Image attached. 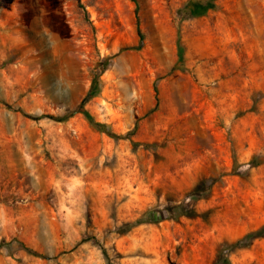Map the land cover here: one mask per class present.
<instances>
[{
  "label": "rangeland",
  "instance_id": "rangeland-1",
  "mask_svg": "<svg viewBox=\"0 0 264 264\" xmlns=\"http://www.w3.org/2000/svg\"><path fill=\"white\" fill-rule=\"evenodd\" d=\"M188 2L0 0V264H109L104 247L111 264H212L264 224V0L179 24ZM107 56L86 107L122 135L137 124L149 148L82 113L36 118L79 105ZM204 177L212 191L187 197ZM168 196L198 215L168 217ZM229 257L264 264V236Z\"/></svg>",
  "mask_w": 264,
  "mask_h": 264
},
{
  "label": "trees",
  "instance_id": "trees-1",
  "mask_svg": "<svg viewBox=\"0 0 264 264\" xmlns=\"http://www.w3.org/2000/svg\"><path fill=\"white\" fill-rule=\"evenodd\" d=\"M215 0H191V2L187 3V9H180V15L181 18L179 20V24L182 21V19L189 17V16H201L204 15L209 8L215 7ZM178 24V32L180 30V25ZM138 35H139V44L136 48H141L143 46L144 42V34L142 29L138 26ZM110 65V57H105L104 60L98 61L96 63V68L99 70L91 79V84L86 92V95L82 99L81 103L74 107L73 109H68L63 113L60 114H54V113H42L37 119H48L51 121H56V122H68L71 118H73L77 113H82L86 119L89 121V123L99 132L107 134L109 137L113 138L114 140H119L122 138H126L130 140L134 148H137L140 145H143L145 148H149L151 144L147 143H141L140 141H137L134 139L133 135L135 134L137 130V124L136 126L132 129L127 131L124 135L117 133L113 129H111L105 122L99 121L95 119V117L89 112V110L86 107L87 102H89L91 99L100 96V76L105 72V70L108 68ZM156 92L158 93V89L156 88ZM157 98L156 101V107L159 106V98ZM26 116L31 117L27 113H25ZM232 174L231 170H226L222 171L220 176H226ZM208 178H201L199 179L194 185L190 187V189L186 192V196H193L196 199L198 197H201V195L211 192L213 183L217 178H214L210 183L207 181ZM171 196H168V202L167 204L163 207V210H165L168 213V217L172 218L175 221H179L181 217H188V218H193L194 216L198 215L197 212V207H196V200H193L192 204L190 202H186L184 199L179 200V202H172ZM160 212L161 209L158 208H151L147 210L146 216L147 219L146 221L149 222H157L160 220ZM153 216V217H151ZM141 220V219H139ZM138 220V221H139ZM137 221V222H138ZM136 222V223H137ZM128 225V224H127ZM127 225H122L118 228V232H125V228ZM134 225V224H133ZM131 225V226H133ZM128 228V227H127ZM264 236V224L255 230L249 231L246 233L244 236H242L239 239H236L234 241H224L221 243V247L217 250L214 261L212 264H232L230 260V253L239 247L244 246V242L247 240H251L252 238L256 237H263ZM29 253L32 255L38 256V257H45L43 253H40L39 251L31 248V247H24ZM113 251L115 252L114 255L116 257H121V253L116 249L115 246L112 247ZM104 254L108 258V263L111 264V257L108 254V249L107 247L103 248Z\"/></svg>",
  "mask_w": 264,
  "mask_h": 264
}]
</instances>
